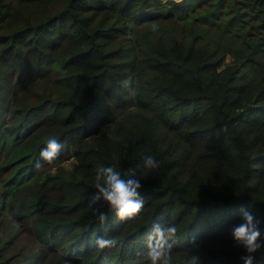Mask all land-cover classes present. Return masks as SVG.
<instances>
[{
  "label": "trees",
  "instance_id": "16d2710c",
  "mask_svg": "<svg viewBox=\"0 0 264 264\" xmlns=\"http://www.w3.org/2000/svg\"><path fill=\"white\" fill-rule=\"evenodd\" d=\"M5 82L34 84L13 105ZM0 112V264H147L156 223L177 227L173 264H243L229 230L264 219V0H0ZM141 152L159 164L143 209L101 224L97 170Z\"/></svg>",
  "mask_w": 264,
  "mask_h": 264
},
{
  "label": "clouds",
  "instance_id": "9594fccd",
  "mask_svg": "<svg viewBox=\"0 0 264 264\" xmlns=\"http://www.w3.org/2000/svg\"><path fill=\"white\" fill-rule=\"evenodd\" d=\"M152 30H156V25L152 26ZM120 83L125 89L132 90L136 81L133 76H127ZM219 131L226 132L227 128L224 127ZM61 148L62 144L57 138L49 136L46 140V147L40 152L41 160L48 164L53 163L59 156ZM140 157L141 163L128 168L123 174L110 166L97 170L94 178L95 192L89 206L101 224L107 222L109 214L115 215L121 221L131 220L138 216L143 209L144 198L141 194L143 185L140 178L137 177L139 175L143 178L147 171L157 169L159 164L153 156L143 152L140 153ZM35 166L37 169L42 167L39 162ZM102 201L108 205L107 212L93 207ZM241 214V222L233 225L229 234L235 246L244 250V254L240 256L243 264H254L257 253H261L264 257V232L261 230L264 219L257 218L243 208ZM176 242L177 227L174 224L156 223L146 236L147 251L142 255L146 258L147 264H173L172 249ZM94 243L103 250L115 247L118 241L115 238L97 237ZM183 264H203V256L195 251L190 252L184 257Z\"/></svg>",
  "mask_w": 264,
  "mask_h": 264
},
{
  "label": "rangeland",
  "instance_id": "374dc122",
  "mask_svg": "<svg viewBox=\"0 0 264 264\" xmlns=\"http://www.w3.org/2000/svg\"><path fill=\"white\" fill-rule=\"evenodd\" d=\"M31 11L34 15L37 14L38 10L36 7H32ZM40 13H43L44 10L43 8L40 9L39 11ZM34 17V16H33ZM34 83H28L27 86H24L21 83V87L20 85H15V83L12 86H9L8 84H6V82L4 83V92L2 91V97H6L9 102L14 103L13 105H16L17 102L22 101L26 95L28 94L29 90H30V86L33 85ZM0 119H1V112H0ZM68 164L72 163V159L67 161Z\"/></svg>",
  "mask_w": 264,
  "mask_h": 264
}]
</instances>
